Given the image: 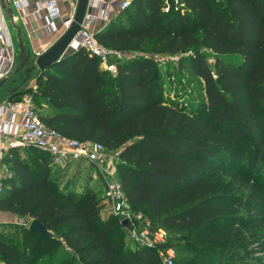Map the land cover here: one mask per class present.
Masks as SVG:
<instances>
[{"label":"trees","instance_id":"trees-1","mask_svg":"<svg viewBox=\"0 0 264 264\" xmlns=\"http://www.w3.org/2000/svg\"><path fill=\"white\" fill-rule=\"evenodd\" d=\"M95 36L135 54L112 74L79 47L9 100L30 92L47 126L115 152L130 207L185 234L173 264H264V0H131ZM160 54L179 56L198 98L165 99ZM12 152L0 211L52 236L0 232V264H164L107 208L94 163L53 178L50 154Z\"/></svg>","mask_w":264,"mask_h":264},{"label":"built area","instance_id":"built-area-1","mask_svg":"<svg viewBox=\"0 0 264 264\" xmlns=\"http://www.w3.org/2000/svg\"><path fill=\"white\" fill-rule=\"evenodd\" d=\"M65 1L72 8L69 15L63 19L66 31L74 19L78 0ZM130 2L129 0H89L80 29L72 40L71 47H85L99 58L104 69L115 74L117 59L135 53H126L105 47L97 40L92 24L100 18L108 21L117 11L125 9ZM29 5V0L15 1V6L23 9L26 15L41 16L45 12L48 28L54 27L56 20L62 18L58 0H36L32 10ZM15 52L16 45L8 18L0 3V81L7 77L14 68L16 64ZM154 58L158 62H166L167 60L177 61L179 56L160 54L155 55ZM39 111L31 93H26L17 100H6L0 103V153L7 147H34L50 154L59 163L65 164L68 160L73 159H85L94 163L97 169L104 172L105 196L111 203V211L114 215L120 216L121 220L127 218L129 221L130 227L127 229L130 239L148 247H158V253L163 259V263L173 264L174 249L161 246L167 241V230L162 226L154 227L152 222L141 212H136L130 207L117 176L105 167L109 160V151L104 145L99 142L65 136L57 129L47 126ZM4 138L7 139L5 145L2 144ZM2 191L3 186L0 180V195Z\"/></svg>","mask_w":264,"mask_h":264},{"label":"crops","instance_id":"crops-1","mask_svg":"<svg viewBox=\"0 0 264 264\" xmlns=\"http://www.w3.org/2000/svg\"><path fill=\"white\" fill-rule=\"evenodd\" d=\"M15 1L18 0H0L2 6L6 4L13 11V20L8 18V16L7 18H8V24L11 29L12 37L14 39L17 49L16 64L12 69V71L7 75V77L4 78L6 79L5 83L0 85V103L9 100V97L18 91H22L27 88H32L35 90L37 88V78L40 75L39 72L36 71V75L30 78L32 72L26 73L24 67L22 69L20 68V64H21L20 51L18 46L17 29L15 25L19 26L22 29L26 56L34 57L35 55L40 54L43 51H45L47 48H49L65 32L63 19L66 18L72 10L71 5H69L65 0H58L61 8L62 18L56 20L54 27L48 28L46 26L45 12H43L41 16H35L33 14L26 15L23 9L17 8L15 6ZM35 1L36 0H29L30 10H32L33 3ZM107 22H108L107 20L100 18L96 21V23L92 24V29L95 32L100 31L106 26ZM72 50L73 48L70 47L67 50V53H69ZM45 110L47 111V113H51V109H49L48 107H46ZM6 143H7V139L4 138L2 144L5 145ZM24 148L25 147H7L2 150V152L0 153L1 181L6 177L12 175V171L9 168V163H10L9 159L14 156V152L12 151H14L15 149H19V151L23 153ZM17 218L18 216L15 214L5 211H0L1 221L4 220L7 222H12V221L14 222L15 220H17ZM30 220H27V222Z\"/></svg>","mask_w":264,"mask_h":264},{"label":"rangeland","instance_id":"rangeland-1","mask_svg":"<svg viewBox=\"0 0 264 264\" xmlns=\"http://www.w3.org/2000/svg\"><path fill=\"white\" fill-rule=\"evenodd\" d=\"M17 50V49H16ZM208 54V57L210 61L213 60V57L211 56V53L209 51L205 50ZM17 54V51L15 52ZM158 62V61H157ZM159 70L161 71L165 84L163 88L161 89L164 93L165 99L169 102L175 100L178 102L186 101V103H189V101L192 98H198L199 97V91L195 89L190 83H189V75L188 70L184 66H179L178 60L172 61L167 60L166 62H159ZM30 67V64H26L24 67L25 72L27 73V69ZM31 77L36 75V70L31 71ZM30 72V73H31ZM118 158L117 154L115 152H109V160L105 167L111 171L114 172L116 175V164H117ZM69 163L73 164V169H77L78 166H83V163H80L79 161H70ZM86 165H89L87 163ZM64 164L62 162H56L54 165L52 176L55 178L58 174L61 173L63 170ZM93 174L95 175L94 179L100 183V191L101 195L105 196L106 190H105V182H104V172L100 171L96 167L90 168ZM104 182V184H103ZM64 185H62L63 187ZM78 189H81L80 186ZM107 208L111 211V203H107ZM112 212V211H111ZM117 217H120L118 215H115ZM27 220L25 218H21L18 216L17 220L14 222H7V221H0V232H5L6 234H10L14 231H18L19 225L25 224ZM158 223H162L160 220H157ZM29 223V221L27 222ZM184 233L181 232H175L173 230L167 231V239H169V247L174 249V255L176 256L179 251L176 249V246L184 243L185 237ZM126 243H128V240H125ZM254 243L250 244V247H253ZM133 247V246H132ZM260 253V252H259ZM163 261V259H162ZM259 264H262V260L255 259Z\"/></svg>","mask_w":264,"mask_h":264},{"label":"water","instance_id":"water-1","mask_svg":"<svg viewBox=\"0 0 264 264\" xmlns=\"http://www.w3.org/2000/svg\"><path fill=\"white\" fill-rule=\"evenodd\" d=\"M88 1L89 0H78L76 13L70 27L49 48H47L42 53L35 55L34 57L26 56L22 29L15 25L17 29L18 46L20 51V68L22 69L26 66V64L29 63L30 67L27 69V73H30L32 70H36L39 72V74H41L44 70L60 62L67 55V50L71 47V42L80 29L83 17L88 7ZM3 7L6 10L8 18L13 20L12 9L6 4H4ZM76 49L78 48H73V50ZM5 81L6 79H2L0 81V85L5 83ZM122 225L126 228L130 227L127 218L122 220ZM28 229L40 232L49 237L52 236V232L47 229L46 226L37 218L30 220Z\"/></svg>","mask_w":264,"mask_h":264}]
</instances>
